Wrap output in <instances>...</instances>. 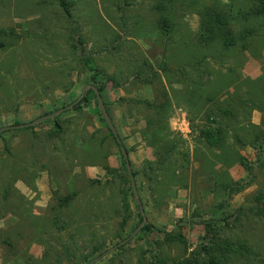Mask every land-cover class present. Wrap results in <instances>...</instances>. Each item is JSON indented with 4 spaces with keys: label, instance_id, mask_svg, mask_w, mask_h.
Returning a JSON list of instances; mask_svg holds the SVG:
<instances>
[{
    "label": "rangeland",
    "instance_id": "obj_1",
    "mask_svg": "<svg viewBox=\"0 0 264 264\" xmlns=\"http://www.w3.org/2000/svg\"><path fill=\"white\" fill-rule=\"evenodd\" d=\"M67 2L68 16L60 0H0V128L69 106L93 84L91 58L137 196L94 100L11 129L0 137V264L203 260L210 219L253 251L229 264H264V16L249 0ZM217 126L209 145L201 132ZM142 214L156 230L105 254Z\"/></svg>",
    "mask_w": 264,
    "mask_h": 264
},
{
    "label": "trees",
    "instance_id": "obj_2",
    "mask_svg": "<svg viewBox=\"0 0 264 264\" xmlns=\"http://www.w3.org/2000/svg\"><path fill=\"white\" fill-rule=\"evenodd\" d=\"M249 1H251L254 5L253 9H252V13L254 15H256L257 17L264 16V0H249ZM60 4H61L65 14L67 16L70 15V3L67 2V0H60ZM161 10H165V7L163 6V8ZM162 20L164 23H166L168 18L166 16L162 15ZM7 32L8 31H6V30L0 29V33H7ZM252 33H253L252 30H247L245 32H242L239 34L238 39L239 40H245ZM235 40L236 39L229 37V36L224 37V40H223L224 47L228 48L230 46H234L236 43ZM84 65L87 68L88 72L90 73L89 77H90L91 81L98 88L99 93L101 95V92L103 91L104 86L98 85V83L96 81V76L98 74V70H97L96 66L94 65L93 60L91 58H86L84 60ZM109 81H111V80H109ZM90 100H94L95 104L98 106V102H97L96 97L94 95V92L92 90H88L76 103H74L75 102V100H74L71 103L72 104L71 110L80 111L83 108V105L85 103L89 102ZM104 105L106 107L105 103H104ZM46 121H43V122L36 124L34 126L27 127V129H34L36 126H38V125H40ZM15 124H19V123L14 122V125ZM107 129H108L109 135L115 141V143L118 146V149L120 151V146H119L115 136L112 134L109 127H107ZM12 130H14V129H12ZM8 131H10V130H8ZM8 131L0 133V137H2L3 134L8 132ZM201 134L209 145H216V143L218 142V135L220 134V128L218 126L213 127V128H206V129L202 130ZM120 153H121V151H120ZM121 155H122V153H121ZM238 161L246 172H249L251 170V165L249 164V162L246 160L245 157L239 156ZM123 162L125 164L124 159H123ZM129 163H130V161H129ZM132 174H133V176L136 175V173L134 171H132ZM224 187L228 192V191L233 190V187H235L237 190L241 189L242 184L236 182L234 184L225 185ZM73 196H74V194H69V195H66V196L60 198L62 205L68 203ZM255 199L257 201L256 205L264 204V191L258 192L256 194ZM124 209H125L126 213L129 211L128 202L124 203ZM140 221H142V217H140ZM126 222H127V216H125L122 219V225H124ZM216 222L217 221L214 219L204 220L202 222L205 234L210 235L209 242H208V244L205 245V249H204L206 258L203 260H199L197 258L190 257V258H186L183 260L176 261V262H174V264H229V260H230L231 256L234 254H239V255H246V254L252 255L253 254V251L251 250L250 246H248L246 244H242V243H235V242L229 241L227 239H223L221 237V234H220V229H219L220 225ZM141 230L146 231V232H152V231H155L156 228L154 226H152L151 224L147 223L146 225H144L142 227ZM157 231H159V230H157ZM160 233L163 234V239L167 242L173 241L175 239L178 241H181V242L184 241L183 240L184 238H182V234L180 232L170 233V232H166V231L165 232L160 231ZM160 264H165V263L161 262Z\"/></svg>",
    "mask_w": 264,
    "mask_h": 264
},
{
    "label": "water",
    "instance_id": "obj_3",
    "mask_svg": "<svg viewBox=\"0 0 264 264\" xmlns=\"http://www.w3.org/2000/svg\"><path fill=\"white\" fill-rule=\"evenodd\" d=\"M88 90H92L94 92V95L96 97V100L98 102V105L100 107V110H101V113H102V116L107 124V126L109 127L110 131L112 132V134L115 136L119 146H120V151L122 153V156H123V159L125 160V165H126V168H127V172H128V175L130 177V182H131V188H132V193L137 196V190H136V186H135V181H134V176L132 174V171H131V168H130V163H129V160H128V154H127V151L126 149L124 148V146L122 145V142H121V139L119 138L117 132H116V129L114 127V125L112 124L109 116H108V113L106 111V108H105V105H104V102L102 100V97L99 93V90L98 88L93 85V84H88L84 87L80 97L78 99L75 100L74 103H76ZM72 108V104L65 107V108H61L59 110H56L55 112L51 113V114H48V115H45V116H41L39 118H36L30 122H26V123H21V124H12L10 126H4L2 128H0V133L2 132H5V131H8V130H11V129H22V128H27V127H30V126H34L36 124H39L45 120H48L50 118H53L57 115H59L60 113H62L64 110H67V109H71ZM137 202L139 203V199L137 198ZM141 209V208H140ZM147 223V219L146 217L142 214V221L140 223V225L134 230V232L128 237V238H125L124 240H122L121 242H119L117 245H115L114 247L110 248L109 250H107L106 252H104L105 254L118 248L119 246L121 245H124L128 240H130L133 236L136 235V233L142 229V227L144 225H146ZM98 258H96L97 260ZM90 264H93L90 263Z\"/></svg>",
    "mask_w": 264,
    "mask_h": 264
},
{
    "label": "crops",
    "instance_id": "obj_4",
    "mask_svg": "<svg viewBox=\"0 0 264 264\" xmlns=\"http://www.w3.org/2000/svg\"><path fill=\"white\" fill-rule=\"evenodd\" d=\"M257 119L258 118H256V117L253 119L254 123H257ZM34 130H36V128H34Z\"/></svg>",
    "mask_w": 264,
    "mask_h": 264
}]
</instances>
